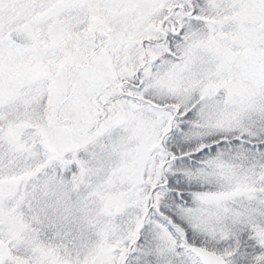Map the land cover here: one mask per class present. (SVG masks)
Instances as JSON below:
<instances>
[{
  "label": "snow or ice",
  "instance_id": "snow-or-ice-1",
  "mask_svg": "<svg viewBox=\"0 0 264 264\" xmlns=\"http://www.w3.org/2000/svg\"><path fill=\"white\" fill-rule=\"evenodd\" d=\"M0 264H264V0H0Z\"/></svg>",
  "mask_w": 264,
  "mask_h": 264
}]
</instances>
